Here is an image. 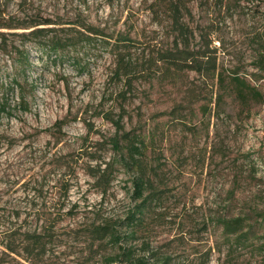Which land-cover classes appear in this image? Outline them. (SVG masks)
<instances>
[{
  "label": "rangeland",
  "instance_id": "obj_1",
  "mask_svg": "<svg viewBox=\"0 0 264 264\" xmlns=\"http://www.w3.org/2000/svg\"><path fill=\"white\" fill-rule=\"evenodd\" d=\"M152 1L0 0V102L10 104L0 115V264H110L119 247L93 230L123 228L142 200L134 198L136 171L111 142L108 111L124 114L126 130L148 145L153 188L135 243L149 264H264V100L243 106L230 87L238 73L264 94V0L190 4L193 46L213 41L225 85L195 71L174 79L159 71L123 101L111 50L117 33L130 32L139 58L173 45ZM47 20L37 27L52 29L39 41L73 36L75 47L41 51L33 28L22 27ZM243 214L256 227L241 246L220 220Z\"/></svg>",
  "mask_w": 264,
  "mask_h": 264
},
{
  "label": "trees",
  "instance_id": "obj_2",
  "mask_svg": "<svg viewBox=\"0 0 264 264\" xmlns=\"http://www.w3.org/2000/svg\"><path fill=\"white\" fill-rule=\"evenodd\" d=\"M194 0H153L149 8L153 18L163 26H169L175 33L173 45L171 47L155 48L143 58L135 56L133 48L136 45V39L132 37L130 32H119L115 36V41L112 44V52L115 53L116 66L114 76L120 82H124L123 88L118 92L123 101L129 99L128 93H132L135 83L140 80L150 79L161 71L165 78H177V75L184 71L190 70L198 72L205 77L212 79L218 78L221 85H225L227 76L219 70L217 49L212 45V40L203 36L201 47L193 46L195 39L194 30L186 22V16L191 15L190 4ZM202 4H211L215 6L224 5L226 0H199ZM51 20L39 23H27L23 27L20 25L13 26L6 24L5 28H33L28 35L36 37L37 46L43 52L54 54L59 49H67L75 47L76 42L73 36H51L49 40L39 41L42 37L41 32L45 29L38 28L40 24H52ZM87 31L94 35L101 34L92 26H84ZM113 37V36H109ZM28 53L20 51L18 60L23 64L28 63ZM177 74V75H175ZM230 87H232L236 98L243 106H248L253 102H262L264 94L258 87L252 84L247 78L240 77L238 73L230 74ZM222 94L217 95L216 103H220ZM213 102V100H212ZM25 97L21 96L20 106L25 105ZM121 108L124 110L125 106ZM10 104L8 101L0 102V115L4 112H9ZM124 114H120L117 118L112 115V112L105 113V118L110 120L117 129L115 137L111 142L113 147L121 152L120 160H125L124 163L129 169L135 170L137 173L134 179L135 191L134 198L142 200L132 208L124 220L119 225L123 228H118L117 225L107 224L105 226L96 227L93 231L100 239L108 238V242L118 245L117 253L107 258L110 264H149L147 254H139L135 241L140 239V232L143 230L146 222V215L149 210L150 201L145 196L147 190L153 188L151 180V171L146 159V151L148 145L143 134L134 133L131 130H126L123 123ZM127 153L124 155L123 150ZM114 171L100 176V180L104 183H110ZM264 212V210H263ZM264 216V215H263ZM249 221V222H248ZM220 222L223 225L224 232L229 235L238 236L237 245H247L249 243V233L254 231L256 225L250 222L248 214L239 215L236 217L224 218ZM125 227V228H124ZM35 243H41V239H32ZM33 244L27 247H32ZM45 247V246H44ZM233 247L230 249L232 250ZM12 249V248H11ZM30 249V248H27ZM146 252L147 249L145 248Z\"/></svg>",
  "mask_w": 264,
  "mask_h": 264
}]
</instances>
